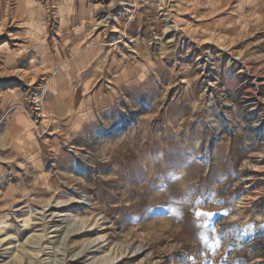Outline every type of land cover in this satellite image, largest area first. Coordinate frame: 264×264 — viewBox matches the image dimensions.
<instances>
[{
  "label": "rangeland",
  "instance_id": "374dc122",
  "mask_svg": "<svg viewBox=\"0 0 264 264\" xmlns=\"http://www.w3.org/2000/svg\"><path fill=\"white\" fill-rule=\"evenodd\" d=\"M0 239L264 264V0H0Z\"/></svg>",
  "mask_w": 264,
  "mask_h": 264
},
{
  "label": "bare ground",
  "instance_id": "6f19581e",
  "mask_svg": "<svg viewBox=\"0 0 264 264\" xmlns=\"http://www.w3.org/2000/svg\"><path fill=\"white\" fill-rule=\"evenodd\" d=\"M25 221H26V219H24ZM29 221V220H28ZM81 223H82V221H81ZM24 224V223H23ZM84 224V223H83ZM104 237V235H100V238H103ZM1 240V239H0ZM36 240H39V239H36ZM28 243H30L29 245V247L28 248H26V246H25V248L24 247H22L21 248V250L23 251V252H28V251H31L32 253H35V251L37 252V253H39L40 252V250L39 249H34V244L37 246V241H35L34 239H32V240H28ZM32 245V246H31ZM11 252V251H10ZM121 255H122V253H121ZM120 255V256H121ZM17 258V262H16V264H20L21 263V260L25 257V255H23V253H21V254H19L18 256H16ZM133 257V256H132ZM29 258V260H27V262H26V260H25V262H26V264H32V261H31V259H30V257H28ZM32 258V257H31ZM117 258H118V256L117 255H114V257H112L110 260L112 261L111 263H116V264H119L120 262L117 260ZM122 258V257H121ZM127 258V257H126ZM108 261V260H107ZM124 261V260H123ZM110 263V264H111ZM113 263V264H114ZM100 264V263H99ZM101 264H104V263H101ZM135 264H141V261H138L137 263H135Z\"/></svg>",
  "mask_w": 264,
  "mask_h": 264
},
{
  "label": "snow or ice",
  "instance_id": "6c2138e0",
  "mask_svg": "<svg viewBox=\"0 0 264 264\" xmlns=\"http://www.w3.org/2000/svg\"><path fill=\"white\" fill-rule=\"evenodd\" d=\"M197 215H201V213H197ZM203 215H206V216H215L216 213H212V212H206V213H203ZM213 231H215V228L213 227L212 229Z\"/></svg>",
  "mask_w": 264,
  "mask_h": 264
}]
</instances>
